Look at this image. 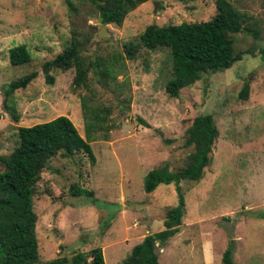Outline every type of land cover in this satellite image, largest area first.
Masks as SVG:
<instances>
[{
	"label": "rangeland",
	"instance_id": "1",
	"mask_svg": "<svg viewBox=\"0 0 264 264\" xmlns=\"http://www.w3.org/2000/svg\"><path fill=\"white\" fill-rule=\"evenodd\" d=\"M248 16L244 26L257 30L234 34L237 51L251 49L230 68L205 73L170 97L164 85L171 73L165 48L149 50L139 44L144 28L204 21L215 12V0H148L139 4L121 25L105 24L88 0H0V158L17 143V128L67 115L82 137L85 119L81 95L92 105L110 108L112 127L90 141L94 154L57 155L35 184L39 261L74 251L100 247L105 264H122L146 234L163 229L166 210L176 204L175 184L144 189L149 170L167 164L172 171L185 164L192 147L185 146L186 129L202 113L213 116L218 137L203 177L181 181L185 213L179 231L158 251L160 264H223L232 248L234 264H264V0H229ZM76 35L81 54L91 65L87 87L74 89L73 67L54 68L47 84L42 64L52 59ZM137 46L133 59L124 44ZM26 44L31 60L12 65L8 49ZM116 60L107 78L96 74ZM38 73L25 88L14 91L20 119L2 107V90L13 79ZM249 81L246 99L239 97ZM143 119L148 126L141 123ZM78 184L92 197L74 196Z\"/></svg>",
	"mask_w": 264,
	"mask_h": 264
},
{
	"label": "trees",
	"instance_id": "2",
	"mask_svg": "<svg viewBox=\"0 0 264 264\" xmlns=\"http://www.w3.org/2000/svg\"><path fill=\"white\" fill-rule=\"evenodd\" d=\"M88 1L98 11L102 24L121 25L130 11L148 0ZM65 2L69 9H74L73 0ZM215 8V14L207 20L165 25L151 23L139 34L141 46L149 50H168L171 73L164 88L170 97H177L182 88L201 79L205 73L230 68L244 54L255 55L251 49L237 51L235 48L234 34L247 32L257 36L256 29L243 25L248 16L237 10L229 0H215ZM81 46L79 38L73 35L69 45L52 59L43 62L42 74L47 84L54 82L55 77L51 73L54 68L65 70L73 67V88L87 87L88 72L92 66L86 63L81 54ZM136 49L132 42L124 44V51L130 59L134 58ZM259 53L264 61V49H260ZM8 58L12 65L31 60L24 43L10 47ZM115 64L116 60L104 64L96 74L107 78ZM37 75L36 71H31L11 80L2 90V107L15 122L19 121L20 114L12 98L13 93L27 87ZM248 91L249 81L246 80L239 97L246 99ZM80 99L85 119L84 137L72 120L61 114L31 126L18 127L16 145L0 158V264H35L39 261L33 195L41 171L58 154L67 157L83 152L94 162L90 141L97 137V130L107 137L112 127L108 119V106L92 105L88 95H81ZM140 121L148 126L143 119ZM217 137L218 128L213 116L209 113L199 114L186 129L184 144L192 147V150L186 156L185 164L174 171L167 164H162L147 172L144 177L145 191L151 192L161 183H174L177 202L166 210L163 229L146 234L131 248L122 264H160L158 251L179 231L185 213L180 182H197L203 177L205 167L211 162V151ZM69 191L74 196H93L90 190L75 183ZM221 261L223 264H234L230 245L224 250ZM47 264H105V261L102 249L96 246L88 251L78 250L70 255L55 257Z\"/></svg>",
	"mask_w": 264,
	"mask_h": 264
},
{
	"label": "water",
	"instance_id": "3",
	"mask_svg": "<svg viewBox=\"0 0 264 264\" xmlns=\"http://www.w3.org/2000/svg\"><path fill=\"white\" fill-rule=\"evenodd\" d=\"M100 21H101V19H100ZM102 27H101V29L98 31V33H97V37H100V36H102V35H104L105 34V31H104V27H105V24H103V25H101Z\"/></svg>",
	"mask_w": 264,
	"mask_h": 264
}]
</instances>
